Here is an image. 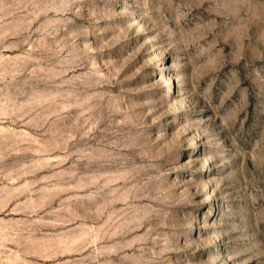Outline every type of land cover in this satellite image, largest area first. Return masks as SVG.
Masks as SVG:
<instances>
[{
  "label": "rangeland",
  "instance_id": "374dc122",
  "mask_svg": "<svg viewBox=\"0 0 264 264\" xmlns=\"http://www.w3.org/2000/svg\"><path fill=\"white\" fill-rule=\"evenodd\" d=\"M0 264H264V0H0Z\"/></svg>",
  "mask_w": 264,
  "mask_h": 264
}]
</instances>
